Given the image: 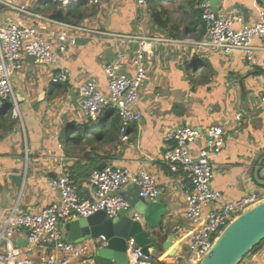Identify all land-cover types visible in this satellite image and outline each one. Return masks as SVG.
<instances>
[{
  "label": "crops",
  "instance_id": "1",
  "mask_svg": "<svg viewBox=\"0 0 264 264\" xmlns=\"http://www.w3.org/2000/svg\"><path fill=\"white\" fill-rule=\"evenodd\" d=\"M198 3V0H145L144 3L70 0L63 5L54 0H0L3 23L8 19L27 25L38 23L50 32L53 29L78 35L76 46L60 53L55 65L36 64L28 57L15 77L16 89L23 100L19 105L20 117L13 115L18 122L9 130L0 129V216L16 203L24 210L39 211L59 202L60 193L50 188L49 180L65 171L86 197L93 196L89 178L95 169L112 165L131 172L147 171L156 177L159 195L168 204L163 226L168 225L174 236L171 247L155 253L154 257H159L162 264H182L181 256L187 253L189 241L183 237L192 226L184 218L183 185L189 179L164 162V154L171 145L165 141V134L182 124L203 129L213 124L224 127L225 142L213 156L215 170L211 184L223 193L225 200L237 201L252 192L264 194V49H257L256 63L250 65L243 51L213 53L199 48L196 42L206 35L207 25ZM156 5L168 11L177 28L161 27L154 21ZM236 5L248 9V18L235 9ZM217 7L240 28L259 19L264 3L220 0ZM58 13L67 14L68 20L56 18ZM46 18L105 32L170 40L155 45L146 62L148 77L139 102L142 119L128 128L126 139L120 131L117 138L97 139L88 132L85 139L72 140L71 137L79 134L75 124H88L95 132L101 129L100 124L109 121L106 110L99 123L98 120L88 123L90 120L80 108L77 88L85 81L94 80L106 92L104 65L114 59L118 47L100 36L73 32ZM253 43L261 46L260 40ZM134 46L131 44L129 49ZM129 66L123 72L133 75ZM64 68L70 70L69 82L53 83L52 75ZM191 149L197 155L200 145L193 144ZM19 174L23 175L21 185L12 179V175ZM131 186L122 193L127 195ZM178 225L181 229L176 230ZM173 249L182 251L170 255ZM97 250L95 245L91 246L85 264H106ZM239 264H264V242Z\"/></svg>",
  "mask_w": 264,
  "mask_h": 264
},
{
  "label": "built area",
  "instance_id": "2",
  "mask_svg": "<svg viewBox=\"0 0 264 264\" xmlns=\"http://www.w3.org/2000/svg\"><path fill=\"white\" fill-rule=\"evenodd\" d=\"M67 5L70 0H54ZM145 0H139L144 3ZM197 8L207 25V33L196 42L201 49L213 53L243 51L250 65L256 63L257 49H264V8L254 23H244L236 28L235 22L222 9H214L210 0H199ZM22 12L30 13L25 9ZM43 19L41 15H35ZM236 20V18H234ZM66 29L91 36H100L118 47L113 60L104 65L108 90H102L98 82L88 80L77 88L80 108L85 117L98 120L105 109L112 107L119 116L120 131L126 139L128 128L139 124L142 111L139 107L140 91L147 77L146 62L155 45L168 43L163 37L111 33L83 26L48 19ZM243 21L242 18L237 19ZM78 35L47 29L38 23L22 24L8 19L0 20V109L9 106L20 117V101L16 94L15 77L21 71L26 58L36 64L55 65L60 53L76 46ZM260 40L261 46L253 41ZM134 44L132 50L129 49ZM129 67L133 75L124 73ZM70 70L64 68L52 75L53 83H67ZM264 100V97H263ZM240 119V116L237 115ZM165 141L171 143L164 154V162L175 172L182 171L189 179L184 184V218L191 223L187 253L182 254V264H199L211 249L223 229L241 213L264 200V194L249 193L240 200L228 201L220 190L212 187L214 177L213 156L225 142V129L213 124L205 129L189 124L174 126L165 134ZM200 145L194 155L191 145ZM264 173V168H263ZM93 196L80 193L78 184L68 172H62L49 180L52 190L59 191L60 201L39 211L24 210L16 203L0 216V264H85L91 246L97 249L106 244L104 237L73 243L67 235L68 223L77 217H87L104 211L108 217H116L121 209H128V215L142 221L143 217L122 193L129 185L138 188L144 200H153L160 194L156 177L147 171L131 172L123 167L106 165L95 169L89 178ZM207 209V211H205ZM176 230L181 226L175 227ZM19 239H27V245H17ZM182 239V240H184ZM130 261L134 264H158L159 257L146 256L133 239L127 240ZM181 251H177L179 254Z\"/></svg>",
  "mask_w": 264,
  "mask_h": 264
},
{
  "label": "water",
  "instance_id": "3",
  "mask_svg": "<svg viewBox=\"0 0 264 264\" xmlns=\"http://www.w3.org/2000/svg\"><path fill=\"white\" fill-rule=\"evenodd\" d=\"M264 3L263 0H260ZM214 9L220 0H210ZM248 18V9L236 5ZM20 103L22 94L16 92ZM17 185L22 184L23 175H12ZM131 206L142 215L143 220H135L128 215V209H121L116 217H108L104 211H98L87 217H77L68 223L67 235L71 242L104 237L106 244L99 247L97 255L110 260L113 264H134L130 261L128 239H133L146 256H154L162 249L168 250L174 236L171 228L163 226V217L168 212V204L161 195L148 202L144 200L135 186H131L124 195ZM165 238V240H164ZM164 240V241H163ZM264 240V200L232 220L220 233L211 249L203 256L199 264H239L251 251ZM27 245V239H19L17 245ZM178 249L170 251L175 255ZM179 251H182L180 249Z\"/></svg>",
  "mask_w": 264,
  "mask_h": 264
},
{
  "label": "trees",
  "instance_id": "4",
  "mask_svg": "<svg viewBox=\"0 0 264 264\" xmlns=\"http://www.w3.org/2000/svg\"><path fill=\"white\" fill-rule=\"evenodd\" d=\"M56 18H62L63 20H68V15L66 14L62 16L61 13H58L56 15ZM153 18H154V21L161 27H165V28L172 29V30L175 29L176 27L170 20L168 11L165 10L160 5L154 6ZM106 110H109L108 111L109 121L108 122L106 121L100 124L101 129L99 131L97 130L94 132L93 128L89 127L88 124H84V125L75 124L74 127L79 129V134L71 137L72 140L74 142H79L87 137L88 132H91L93 136H95L97 139H102L105 137L117 138L120 135L119 116L116 113L115 109H113L112 107H108L105 109V111ZM16 122H18V120L13 118V114L9 106L6 108L0 109V129L4 131L9 130L16 124ZM90 122L92 121H89L88 123ZM263 242L264 240L261 243H259L251 252L258 249L262 245ZM106 261H107L106 264H113L112 261H109V260H106ZM158 264H162V263H160L159 261Z\"/></svg>",
  "mask_w": 264,
  "mask_h": 264
},
{
  "label": "rangeland",
  "instance_id": "5",
  "mask_svg": "<svg viewBox=\"0 0 264 264\" xmlns=\"http://www.w3.org/2000/svg\"><path fill=\"white\" fill-rule=\"evenodd\" d=\"M13 115H14L15 117H19V116H17V114H15V113H13ZM98 123H99V120H98Z\"/></svg>",
  "mask_w": 264,
  "mask_h": 264
}]
</instances>
